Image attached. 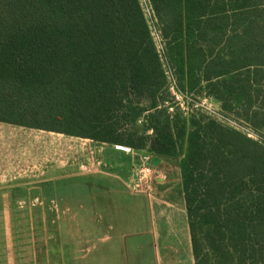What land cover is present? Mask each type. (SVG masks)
<instances>
[{
  "label": "trees",
  "instance_id": "1",
  "mask_svg": "<svg viewBox=\"0 0 264 264\" xmlns=\"http://www.w3.org/2000/svg\"><path fill=\"white\" fill-rule=\"evenodd\" d=\"M149 2L180 90L257 139L160 107L140 0H0V122L178 160L195 264H264V0Z\"/></svg>",
  "mask_w": 264,
  "mask_h": 264
},
{
  "label": "rangeland",
  "instance_id": "2",
  "mask_svg": "<svg viewBox=\"0 0 264 264\" xmlns=\"http://www.w3.org/2000/svg\"><path fill=\"white\" fill-rule=\"evenodd\" d=\"M140 3L153 32L155 44L162 51L165 40L151 4L149 0H140ZM164 62L168 68V61L164 59ZM185 92V110L197 111L198 114L193 117L185 116L180 108L176 113L182 118L197 119L205 113L207 117L226 126L244 133L250 131L245 124L225 114L221 103L215 99L210 104L216 114H206L200 106L209 97L206 93ZM198 105L199 108H196ZM143 107L147 110L149 105L143 103ZM139 131L143 129L139 128ZM34 134L40 136V162L24 163L25 170L31 168L34 173L14 180V183L24 184L16 188V194L0 189V264H158L155 262L157 258L165 259V262L174 258L180 259V264H190L193 261L188 244L182 243L180 249L174 250L156 247L155 243L158 239V242L164 241L167 245L166 241L172 238L167 222L174 224L181 220V215L183 219L187 218L178 176V160L162 163L161 166L168 172L170 180L166 187H156V194L152 198L133 194L127 189L126 204L120 203L116 206L117 216L105 217V204L98 200L99 196L93 195L90 201L79 200L87 196L81 194L79 186L74 189L72 196L77 201H49L51 196L48 178L42 175L38 177V173L47 169L48 143L55 135L47 131ZM256 135L254 133L253 137L256 138ZM36 158L35 156V160ZM169 210H178L177 217L170 219L159 214L160 211ZM150 216V222H154L152 226L155 227L152 236L143 234L142 228ZM184 222L186 224L185 220ZM183 239L182 236L181 240ZM151 241L154 242L153 249L150 247Z\"/></svg>",
  "mask_w": 264,
  "mask_h": 264
},
{
  "label": "crops",
  "instance_id": "3",
  "mask_svg": "<svg viewBox=\"0 0 264 264\" xmlns=\"http://www.w3.org/2000/svg\"><path fill=\"white\" fill-rule=\"evenodd\" d=\"M144 103L148 104L147 102ZM36 132H42V130L0 122L1 190H7L10 194H14L17 192L16 188L18 186H24L21 183H14V180L34 173V170L31 168L25 170L24 163L33 164L35 161L40 162V136L34 134ZM50 133L55 135V137H51L48 143V166L47 169H43L42 172L39 171L38 173V177L42 175L48 178L51 196L49 201H77L78 199H73L72 196L74 189L79 186L81 194L87 195L79 199L81 202L92 200L93 195L95 197L99 196L98 200L105 204L103 216L116 217V212H118L116 210L117 204H126V190H130V173L133 164L138 161L137 157L117 149L116 146L118 145L100 143L60 133ZM151 133H148V135H151ZM35 156L38 159L36 158L35 160ZM151 157L153 156L151 155ZM160 171L161 173L155 184V190L156 187L157 189L158 187H166L170 180V176L164 172V168L160 169ZM178 176H180L179 170ZM130 192L133 193L131 190ZM89 195L90 198H88ZM14 199L17 200V198ZM0 200L2 199L0 198ZM124 210L122 212L128 211ZM178 213V210L159 212V214H162L161 216L164 215V217L170 219L176 218V214ZM151 218L152 216L142 226L144 229L143 234L145 235L149 234L152 236L155 229L153 227L154 222H150ZM167 224L172 238L166 241L167 245L164 244V241L158 242L157 239V242H155L157 243V245L155 244L156 247L178 250L182 246V243H184L190 245L193 256L188 217L183 219L181 215L180 221H176L174 224L167 222ZM182 232L184 233L183 235L181 234ZM182 236L184 237L183 241L181 240ZM150 244V247L153 249L154 242L152 243L151 241ZM155 262H158V264H180L182 261L174 258L170 259L169 262H165V259L157 258ZM190 264H195L194 257Z\"/></svg>",
  "mask_w": 264,
  "mask_h": 264
},
{
  "label": "built area",
  "instance_id": "4",
  "mask_svg": "<svg viewBox=\"0 0 264 264\" xmlns=\"http://www.w3.org/2000/svg\"><path fill=\"white\" fill-rule=\"evenodd\" d=\"M152 37H153V32H152ZM158 51L160 52L159 54L162 57L165 75L167 79V84L165 88L167 98L161 102L160 107L166 108L168 113L172 116L176 114V110L180 111V108L184 111L185 116L193 117L194 114L197 115L198 114L196 113L197 111H193V110L190 111L189 109L185 110L184 99L187 98V93L182 92L180 88L178 87L176 77L174 76V73L171 70V68L170 67L166 68L164 58H163L164 53H162L163 49L162 51L158 49ZM213 101H214V98L207 97L204 99V101L200 105L201 108L205 110L206 114H216L215 109L210 104ZM196 108H199V105L198 107L196 106ZM145 123H146V115H143L137 120L138 126H143ZM250 131H248L246 134L250 138L257 139L258 136L256 135V138L253 137L254 132L252 130ZM116 147L117 149L121 151H124L126 153L136 156L138 159V161L135 164H133L132 169H131L129 189L135 194H141L148 198H152L156 194L155 184L161 173L159 167L156 168L149 164L153 157H151V155H149L146 152L140 153L139 151L133 148H130V147H124V146H116Z\"/></svg>",
  "mask_w": 264,
  "mask_h": 264
},
{
  "label": "water",
  "instance_id": "5",
  "mask_svg": "<svg viewBox=\"0 0 264 264\" xmlns=\"http://www.w3.org/2000/svg\"><path fill=\"white\" fill-rule=\"evenodd\" d=\"M149 164L158 168L162 165V159L160 157H153Z\"/></svg>",
  "mask_w": 264,
  "mask_h": 264
}]
</instances>
